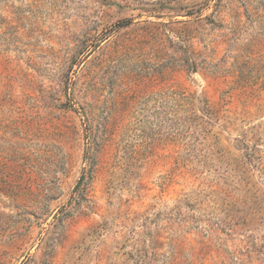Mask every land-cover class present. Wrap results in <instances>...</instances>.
<instances>
[{"label":"rangeland","instance_id":"rangeland-1","mask_svg":"<svg viewBox=\"0 0 264 264\" xmlns=\"http://www.w3.org/2000/svg\"><path fill=\"white\" fill-rule=\"evenodd\" d=\"M0 264H264V0H0Z\"/></svg>","mask_w":264,"mask_h":264}]
</instances>
